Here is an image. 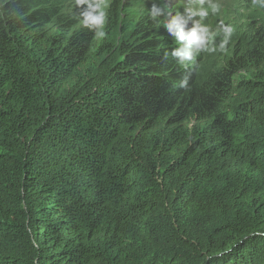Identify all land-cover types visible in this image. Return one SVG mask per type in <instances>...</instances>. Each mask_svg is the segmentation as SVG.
Wrapping results in <instances>:
<instances>
[{"label": "trees", "instance_id": "obj_1", "mask_svg": "<svg viewBox=\"0 0 264 264\" xmlns=\"http://www.w3.org/2000/svg\"><path fill=\"white\" fill-rule=\"evenodd\" d=\"M73 1L0 0V264H264V8L184 89L141 0Z\"/></svg>", "mask_w": 264, "mask_h": 264}, {"label": "clouds", "instance_id": "obj_2", "mask_svg": "<svg viewBox=\"0 0 264 264\" xmlns=\"http://www.w3.org/2000/svg\"><path fill=\"white\" fill-rule=\"evenodd\" d=\"M111 1V0H110ZM173 7L168 5L169 0H157L149 10L152 20H158L163 37L169 44L171 56L176 58L180 66L188 72L180 81L179 87L186 89L190 79L191 69L198 67L197 58L201 53H215L225 51L235 28L224 25L220 0H176ZM80 11V22L83 27L94 32L97 39L106 35L104 29L108 21V0H74ZM255 6L264 8V0H253ZM158 5V6H157ZM221 37L219 44L216 38ZM168 55V53H166Z\"/></svg>", "mask_w": 264, "mask_h": 264}, {"label": "rangeland", "instance_id": "obj_3", "mask_svg": "<svg viewBox=\"0 0 264 264\" xmlns=\"http://www.w3.org/2000/svg\"><path fill=\"white\" fill-rule=\"evenodd\" d=\"M110 0H108V2H109ZM145 1V3H144V6H147V7H149L150 9H151V7H152V3H156L157 2V0H144ZM177 4V1L176 0H169V2H168V5L170 6V7H173V6H175ZM158 6V5H157Z\"/></svg>", "mask_w": 264, "mask_h": 264}]
</instances>
